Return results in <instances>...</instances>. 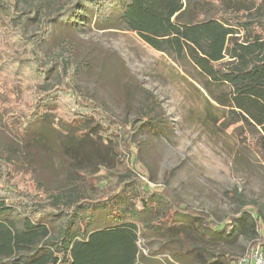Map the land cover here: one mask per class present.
Returning a JSON list of instances; mask_svg holds the SVG:
<instances>
[{"label":"trees","instance_id":"trees-1","mask_svg":"<svg viewBox=\"0 0 264 264\" xmlns=\"http://www.w3.org/2000/svg\"><path fill=\"white\" fill-rule=\"evenodd\" d=\"M25 12L15 0H0V116L24 143L42 145L53 130L105 148L106 134L119 138L121 152H135L131 124L76 83L75 44L62 37L52 59L42 49L57 24L72 26L89 17L100 28L135 31L173 57L225 111L224 124L246 128L264 154V0H245L232 12L211 0H58L55 14L46 12L32 33ZM52 70L58 81L48 85ZM157 114L150 111L146 120ZM15 164L0 148V264H238L241 255L212 252L203 243L246 233L250 249L264 245L263 234L256 239L264 228L258 211L248 227H235L234 221L251 217L246 207L228 228L139 175L117 194L93 200L47 189ZM16 207L25 214L10 215ZM107 208L110 214L97 222ZM63 214V225L50 221ZM197 225L204 226L200 232ZM165 252L169 256L161 257Z\"/></svg>","mask_w":264,"mask_h":264},{"label":"rangeland","instance_id":"rangeland-1","mask_svg":"<svg viewBox=\"0 0 264 264\" xmlns=\"http://www.w3.org/2000/svg\"><path fill=\"white\" fill-rule=\"evenodd\" d=\"M15 1L26 11L24 15L32 17L27 22L29 33L39 29V19L46 12L55 14L58 4V0ZM211 1L215 5L221 2L230 12L245 2ZM53 35L41 45L47 59L54 57L62 37L75 44L76 83L131 124L135 152H121L116 136L105 134L107 147L94 148L86 140L79 142L53 130L49 131L52 138L42 145L27 144L0 116V148L17 169L25 166L36 183L47 189H67L93 200L117 194L139 175L152 187H168L184 203L209 211L228 228L231 217L245 207L251 217L234 221L237 229L242 224L248 227L255 211L264 220V154L254 136L246 128L225 125V111L173 57L149 45L135 31L121 25L100 28L89 17L72 26L57 24ZM57 81L52 70L47 84ZM152 110L158 114L146 120ZM14 209L10 215L25 214L21 207ZM109 209H100L97 222L110 214ZM116 209L119 206L113 207V213ZM50 217L56 225L66 221L64 214ZM203 227L197 225V232ZM256 233V239L260 238L264 228ZM250 243L246 233H233L213 241L208 238L203 244L212 252L227 249L240 256L250 249ZM260 248L264 253V245ZM160 256L169 255L165 252Z\"/></svg>","mask_w":264,"mask_h":264},{"label":"built area","instance_id":"built-area-1","mask_svg":"<svg viewBox=\"0 0 264 264\" xmlns=\"http://www.w3.org/2000/svg\"><path fill=\"white\" fill-rule=\"evenodd\" d=\"M238 264H264V253L260 247L249 249L238 259Z\"/></svg>","mask_w":264,"mask_h":264}]
</instances>
